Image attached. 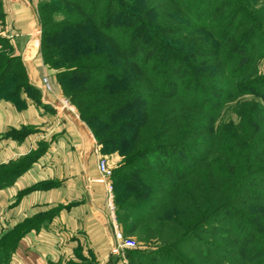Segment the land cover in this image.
<instances>
[{
    "label": "trees",
    "instance_id": "16d2710c",
    "mask_svg": "<svg viewBox=\"0 0 264 264\" xmlns=\"http://www.w3.org/2000/svg\"><path fill=\"white\" fill-rule=\"evenodd\" d=\"M37 11L44 64L124 157L123 234L161 242L130 248L127 264H264V0H40ZM10 72L0 90L14 101L32 88ZM207 230L216 244L197 240Z\"/></svg>",
    "mask_w": 264,
    "mask_h": 264
},
{
    "label": "rangeland",
    "instance_id": "374dc122",
    "mask_svg": "<svg viewBox=\"0 0 264 264\" xmlns=\"http://www.w3.org/2000/svg\"><path fill=\"white\" fill-rule=\"evenodd\" d=\"M39 2L40 0H38V3ZM39 25L40 28L37 29L40 35L37 34L38 32H36V30L34 33L38 35L41 40L40 21ZM1 27H3L2 20H0V28ZM140 51H142L141 53L144 52V46L140 48ZM17 57L19 56L16 55L13 42L6 33L0 31V75L7 69L11 71L9 76L15 74L24 77L26 75L22 61L20 57L16 59ZM258 65L261 71H264V58L260 59ZM46 69L50 75L54 76L57 82L55 71L48 66H46ZM45 77L43 78V83L47 91H49L50 86L45 82V80H47ZM7 96L8 91H6L4 86L0 90V101L10 102L11 104L14 103L16 111L21 112L28 108L27 100H30L36 106L41 107L44 115L40 113L38 117L37 114H35V118L32 116L30 121L24 124L0 131V264H5V262L8 261L12 249L17 247L25 233H27L33 225L37 224L35 227L37 229L40 221L45 222V220H52L54 216L58 214L56 206L49 205L48 208L45 209V207H42V211H37L27 216L24 214L21 205L26 190L49 189L54 186V179H56V177L60 179L65 178L62 180L68 184L66 185L68 190L67 193L68 195H72L71 200L70 196H68V200L65 201L68 205L74 202L72 200L74 198L78 200L79 204L83 203L84 195L89 194L91 190H93V196L96 197L97 200L99 198L102 199L112 231V248L114 245L117 247L111 215L107 207V181L98 172L97 161L100 157L107 159L108 167L111 172L109 178L113 186L114 204L116 207L117 189L122 187V183L119 182L117 178L123 175L118 172L124 165L123 155L118 150L111 152H106L104 150V146L95 139L92 130L88 124L80 118L76 107L67 97L64 96L66 105L76 111L88 132L89 140H86V137L84 138L82 135H78V141L75 145H73L74 139H76L74 134H69L63 126V121L58 115L57 110L52 105L49 107L48 105H42L39 95L37 92L35 93L33 89L22 88L14 101L8 100ZM76 145L78 147H75ZM203 149L204 148L200 147V150ZM70 152H72L73 156H75V154L77 155V162L74 161V157L70 160ZM53 157H61L62 160L58 162L57 159H52ZM29 171L35 172L36 174L41 173L44 178L31 186L23 187L22 178L24 174ZM76 177L77 182L75 184L74 179ZM67 208L70 209V206H67ZM115 216L117 224L121 229L122 226L119 223L117 212ZM213 224H221V222L215 220ZM211 228L215 229V226L212 225L209 229ZM218 228L220 229L221 227L218 226ZM208 232L207 230L205 233L203 232L198 235L197 240H209L213 244H216L217 242L215 239L218 240L221 237L219 232L214 235L208 234ZM124 236L134 238L137 242V246L133 249L142 251L155 250L161 243L156 239L150 242L140 240L133 234H125ZM123 250L125 254L126 251L132 249L125 248Z\"/></svg>",
    "mask_w": 264,
    "mask_h": 264
},
{
    "label": "crops",
    "instance_id": "0c3cea01",
    "mask_svg": "<svg viewBox=\"0 0 264 264\" xmlns=\"http://www.w3.org/2000/svg\"><path fill=\"white\" fill-rule=\"evenodd\" d=\"M37 6L38 0H0V20L3 21L0 31L13 42L16 55L24 66L28 85L37 92L42 105H52L57 110L63 126L69 134H74L75 145L78 135L89 140L88 132L76 111L66 105L59 84L44 65L40 37L34 33L40 28ZM44 77L50 86L49 91L43 83ZM27 101L28 108L21 112L16 111L14 103L0 101V131L24 124L35 114L38 117L40 113L44 115L41 107ZM73 157L77 162V155L73 156L70 152V160ZM52 159L62 160L61 157ZM43 178L41 173L29 171L22 178V186H31ZM62 179L65 178L56 177L54 186L49 189H30L24 193L21 205L27 216L49 205L56 206L58 214L52 220L40 221L37 229V224L33 225L18 243L7 264H126L124 250L115 245L112 248V231L102 199L97 200L91 190L84 195L83 203L79 204L74 198V202L68 205L65 201L68 196L71 200L72 195H68V184ZM74 180L76 184L77 177Z\"/></svg>",
    "mask_w": 264,
    "mask_h": 264
},
{
    "label": "built area",
    "instance_id": "2783aa9c",
    "mask_svg": "<svg viewBox=\"0 0 264 264\" xmlns=\"http://www.w3.org/2000/svg\"><path fill=\"white\" fill-rule=\"evenodd\" d=\"M45 82L48 84V81L45 80ZM49 86V85H48ZM97 169L98 172L101 174V176L107 181V207L111 215L112 225L114 228L115 238L117 241V248L118 249H125V248H135L137 246V242L134 238L131 237H125L117 224L116 219V207L114 204V195H113V186L110 182V170L108 167L107 159L104 157L98 158L97 161Z\"/></svg>",
    "mask_w": 264,
    "mask_h": 264
}]
</instances>
